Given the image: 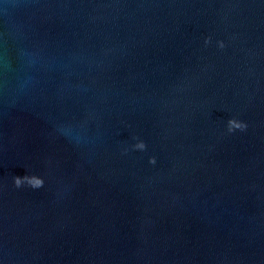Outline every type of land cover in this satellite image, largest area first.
Instances as JSON below:
<instances>
[{"label":"water","instance_id":"1","mask_svg":"<svg viewBox=\"0 0 264 264\" xmlns=\"http://www.w3.org/2000/svg\"><path fill=\"white\" fill-rule=\"evenodd\" d=\"M0 264H264V0H0Z\"/></svg>","mask_w":264,"mask_h":264},{"label":"clouds","instance_id":"2","mask_svg":"<svg viewBox=\"0 0 264 264\" xmlns=\"http://www.w3.org/2000/svg\"><path fill=\"white\" fill-rule=\"evenodd\" d=\"M210 42V38H206L205 43H209ZM219 46L221 48L224 47L223 42H219ZM247 125L235 118L229 119L227 121V130L228 132H232L234 130H241L243 131L244 129H246ZM133 148L136 150H145L146 148V144L143 141H138L135 145H133ZM149 162L151 164H155L156 163V159L155 157L150 158ZM13 181H14V185L16 188H20L23 185L27 184L28 186H30L33 189H38L41 188L44 184V180L41 177H38L36 175H23V176H14L13 177Z\"/></svg>","mask_w":264,"mask_h":264}]
</instances>
